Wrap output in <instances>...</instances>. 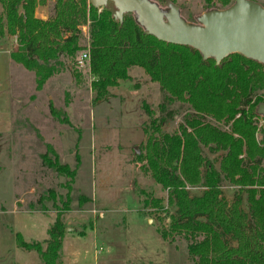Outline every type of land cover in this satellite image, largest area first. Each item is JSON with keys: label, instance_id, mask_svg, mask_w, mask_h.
Masks as SVG:
<instances>
[{"label": "trees", "instance_id": "obj_1", "mask_svg": "<svg viewBox=\"0 0 264 264\" xmlns=\"http://www.w3.org/2000/svg\"><path fill=\"white\" fill-rule=\"evenodd\" d=\"M47 1L0 0V41L11 35L19 42L11 61L34 72L40 90L67 66L80 78L78 57L88 50L91 88L99 100L131 80L132 67L143 68L162 94L139 157L144 172L166 191L165 203L146 201L160 219H168L161 237L186 241L189 264H264V131L259 138L262 118L256 114L257 104L264 102V64L238 53L219 64L204 60L196 49L146 34L134 13H125L122 22L116 19L113 3L97 9L88 0H51L49 15L41 18L37 8ZM153 1L166 6V0ZM233 1L202 4L208 10ZM84 24L88 45L82 42ZM144 107L152 115L149 104ZM180 109L177 130L163 132V124ZM50 110L69 122L52 102ZM41 165L71 180L76 175L50 143ZM225 182L234 187L231 198L224 194ZM49 192L56 200L55 190ZM63 207L69 208V199ZM58 209L44 241L17 234L18 247L35 251L40 264H61L67 226Z\"/></svg>", "mask_w": 264, "mask_h": 264}, {"label": "rangeland", "instance_id": "obj_2", "mask_svg": "<svg viewBox=\"0 0 264 264\" xmlns=\"http://www.w3.org/2000/svg\"><path fill=\"white\" fill-rule=\"evenodd\" d=\"M175 2L191 22L205 11L202 0ZM50 5L51 0L40 5L38 16H48ZM82 42L88 45V36ZM0 46L12 52L19 42L9 35ZM3 61L8 111L0 112V264H40L35 251L18 247L17 234L27 241H44L58 208L67 226L61 264H189L186 241L163 239L160 230L168 219H160L146 202L166 199V191L144 172L139 158L145 154V131H152L158 114V84L140 67H132V79L121 81L99 100L87 62L79 64L80 78L67 66L38 90L34 72L12 61L9 70L6 58ZM50 102L65 111L69 122L53 116ZM183 114L180 109L162 131L177 130ZM259 127L261 138L264 121ZM48 143L76 170L73 180L41 165ZM223 184L225 196L231 198L234 187Z\"/></svg>", "mask_w": 264, "mask_h": 264}, {"label": "water", "instance_id": "obj_3", "mask_svg": "<svg viewBox=\"0 0 264 264\" xmlns=\"http://www.w3.org/2000/svg\"><path fill=\"white\" fill-rule=\"evenodd\" d=\"M88 1L97 9L113 3L114 16L121 22L125 13H134L146 34L196 49L204 60L214 58L219 64L238 53L264 64V6L257 1L234 0L226 7L201 12L195 22L186 20L179 5L170 0L165 8L153 0ZM256 114L264 120V102L257 104Z\"/></svg>", "mask_w": 264, "mask_h": 264}, {"label": "crops", "instance_id": "obj_4", "mask_svg": "<svg viewBox=\"0 0 264 264\" xmlns=\"http://www.w3.org/2000/svg\"><path fill=\"white\" fill-rule=\"evenodd\" d=\"M38 16V14H37ZM47 17V16H46ZM44 17V18H46ZM41 18H43V15L41 16ZM1 47V46H0ZM2 52H0V65H2V63L4 62L3 59L6 58V61H7V64H8V67H9V70H10V67H11V49H8V50H0ZM6 55V56H5ZM5 56V57H4ZM88 63V62H87ZM89 66V64H88ZM1 67V66H0ZM138 67V66H136ZM141 68V67H140ZM144 73L145 70L143 68H141ZM147 75V74H146ZM4 78H2V72L0 70V112H4V111H8V109L6 108V106L8 105V95H7V90H6V86H5V83H3V80Z\"/></svg>", "mask_w": 264, "mask_h": 264}, {"label": "built area", "instance_id": "obj_5", "mask_svg": "<svg viewBox=\"0 0 264 264\" xmlns=\"http://www.w3.org/2000/svg\"><path fill=\"white\" fill-rule=\"evenodd\" d=\"M82 31H83V34L85 35V36H88V25H83L82 27ZM89 60H90V54H89V51L88 50H84L81 54H80V56L78 57V62H79V64H83V63H85V62H88L89 63ZM262 118V117H261ZM262 121H264L263 120V118H262Z\"/></svg>", "mask_w": 264, "mask_h": 264}]
</instances>
